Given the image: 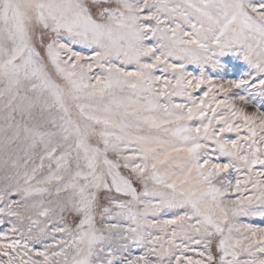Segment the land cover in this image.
Listing matches in <instances>:
<instances>
[{"label": "rangeland", "instance_id": "1", "mask_svg": "<svg viewBox=\"0 0 264 264\" xmlns=\"http://www.w3.org/2000/svg\"><path fill=\"white\" fill-rule=\"evenodd\" d=\"M0 264H264V0H0Z\"/></svg>", "mask_w": 264, "mask_h": 264}]
</instances>
